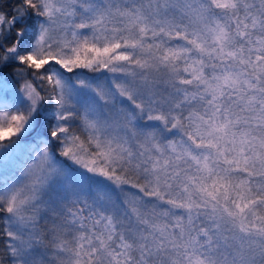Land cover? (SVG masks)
Masks as SVG:
<instances>
[{"label":"snow or ice","instance_id":"6c2138e0","mask_svg":"<svg viewBox=\"0 0 264 264\" xmlns=\"http://www.w3.org/2000/svg\"><path fill=\"white\" fill-rule=\"evenodd\" d=\"M0 264H264V0H0Z\"/></svg>","mask_w":264,"mask_h":264}]
</instances>
